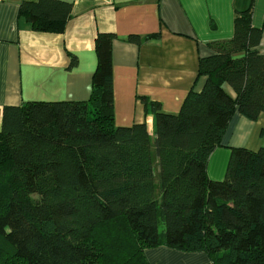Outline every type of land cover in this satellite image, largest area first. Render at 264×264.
I'll list each match as a JSON object with an SVG mask.
<instances>
[{"label": "trees", "instance_id": "16d2710c", "mask_svg": "<svg viewBox=\"0 0 264 264\" xmlns=\"http://www.w3.org/2000/svg\"><path fill=\"white\" fill-rule=\"evenodd\" d=\"M70 7L22 1L19 12L33 30L59 31ZM261 36L251 7L236 12L177 113L141 96L153 135L114 123L111 33L95 37L87 100L2 107L0 264H148L143 250L161 244L214 264H264V148L233 147L224 179L206 173L231 115L264 113Z\"/></svg>", "mask_w": 264, "mask_h": 264}, {"label": "crops", "instance_id": "0c3cea01", "mask_svg": "<svg viewBox=\"0 0 264 264\" xmlns=\"http://www.w3.org/2000/svg\"><path fill=\"white\" fill-rule=\"evenodd\" d=\"M22 1L35 0H0V122L4 106L87 100L98 33L113 35L115 125L145 123L150 135L152 115L145 114L140 97L159 103L166 113H177L188 92L203 86L199 59L213 53L211 43L232 37L236 12L251 7V24L262 30L257 49L264 54V0H62L71 7L59 31L33 30L19 12ZM129 35L141 42L129 41ZM223 88L235 96L227 84ZM233 147L264 148V113L255 120L237 111L231 115L207 160L210 179H224ZM143 254L148 264H214L203 251L163 244Z\"/></svg>", "mask_w": 264, "mask_h": 264}]
</instances>
